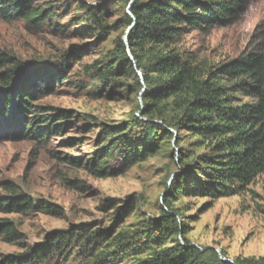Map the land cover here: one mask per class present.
I'll use <instances>...</instances> for the list:
<instances>
[{"label":"rangeland","instance_id":"374dc122","mask_svg":"<svg viewBox=\"0 0 264 264\" xmlns=\"http://www.w3.org/2000/svg\"><path fill=\"white\" fill-rule=\"evenodd\" d=\"M32 3L53 16L41 27L0 18V53L23 64L18 76L55 72L63 64L66 69L58 71L60 84L45 78V88L29 101L27 113L13 106L11 115L2 114L0 101V203L9 197L2 185L10 183L35 206L48 205L57 214L0 213V223L12 222L21 235L10 243L0 239V260L29 255L32 249L46 246L47 236L55 232L84 235L52 254L45 264H148L178 241L201 251L213 249L228 262L264 258V172L236 195L217 199L193 195L206 170L199 159L209 156L210 150L199 146L200 138L191 132L169 129L156 111L149 113L147 105L152 109V104L145 101L146 94L154 87L147 85L130 51L125 54L133 67L125 68L114 81L97 83L89 73V66L102 67L124 58L114 54L120 42L127 46L132 31L127 25L129 7L120 0ZM87 7L104 11L105 34H99L86 19ZM171 48L213 65L252 50L264 56V0H244L230 23L210 30L188 29ZM8 68H0V72ZM15 88L16 81L8 87ZM2 93L0 88V100ZM171 101L159 104L167 103V120L174 116ZM238 101L250 99L238 96ZM53 109L69 114L66 127L59 134L48 135L43 143L27 138L24 128L29 120L53 116ZM164 128L170 134L163 137ZM116 130L123 131L127 145L140 147L137 144L146 140L152 155L115 178L94 177L83 167L66 163L71 158L83 165L91 163L107 145L105 131ZM149 130L154 134L147 139ZM122 163V155L116 156L110 167L118 170ZM163 216L174 218L182 231L159 236L163 238L159 244L149 243L142 252H132L145 244L141 237ZM95 242L99 245L94 246ZM108 252L114 253L115 260L102 257Z\"/></svg>","mask_w":264,"mask_h":264},{"label":"trees","instance_id":"16d2710c","mask_svg":"<svg viewBox=\"0 0 264 264\" xmlns=\"http://www.w3.org/2000/svg\"><path fill=\"white\" fill-rule=\"evenodd\" d=\"M129 7L127 25L132 31L127 37V46L120 42L116 49L118 63L102 67L89 66V73L95 75L94 82L107 83L125 73V68H132L133 63L126 56L128 49L136 66L142 69L144 79L153 90L146 94L149 113L153 110L161 117L169 129H183L200 138L201 147L210 150L209 156L200 157V163L206 165L201 170L203 180H198L195 193H202L212 199L222 195H236L250 185L257 176L264 172V56L257 50L238 59L218 64L198 61L178 50L171 48L186 30H210L217 25L233 21L244 0H120ZM33 0H0V18L7 23L23 20L35 27L43 26L53 12L41 11L33 6ZM86 19L100 33L107 29L104 11L93 7L84 8ZM10 64V65H9ZM22 65L11 62L5 54L0 53V68L9 67L0 72L2 89V114L11 115L13 106L20 112L30 110L29 101L35 93H42L45 78L60 84L59 70H65L64 64L54 71H45L36 76L29 73L19 74ZM16 81L14 91L8 89ZM45 88V87H44ZM11 93V94H10ZM238 96L250 99L243 103ZM172 98L171 111L174 116L167 120L166 100ZM13 99V101L11 100ZM14 103V104H13ZM56 112L55 115L31 118L24 128L27 138H36L43 143L51 134H59L66 127L68 113ZM41 124V125H39ZM138 127V126H136ZM149 137L154 131L149 130ZM119 130L105 131L107 145L92 158L91 163L83 165L79 160L67 159L66 163L74 167H83L92 176L115 178L123 175L129 168L143 162L152 155L151 147L141 141L140 147L123 143L125 138ZM164 135L170 132L164 128ZM44 137V138H43ZM120 140L116 141L115 138ZM148 141V140H147ZM70 143L73 140L69 141ZM123 157L118 170L111 169L110 161L116 156ZM9 197L0 203V213L20 214L39 211L46 215H55L57 211L48 205L35 206L18 188L10 183L2 185ZM179 191L180 188H177ZM168 202V201H167ZM151 232L145 233V244H140L132 252H142L149 243H158L167 236L182 230L176 220L163 216L155 223ZM83 232H55L47 236L46 246L32 249L29 255L3 257L0 264H45L52 254L58 253L71 242L79 241ZM21 235L14 224L7 220L0 223V239L5 243L19 240ZM125 239V238H124ZM122 242V241H121ZM96 242L94 246H98ZM102 257H111L114 253H104ZM226 257L213 249L203 251L189 247L185 242H177L156 254L148 264H264V258L255 260H234L228 262ZM225 259V260H224ZM155 262V263H154ZM96 264V263H95Z\"/></svg>","mask_w":264,"mask_h":264}]
</instances>
